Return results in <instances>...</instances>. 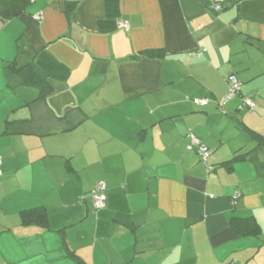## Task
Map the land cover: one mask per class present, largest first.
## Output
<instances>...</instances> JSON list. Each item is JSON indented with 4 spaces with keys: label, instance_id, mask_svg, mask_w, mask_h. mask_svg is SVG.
<instances>
[{
    "label": "crops",
    "instance_id": "1",
    "mask_svg": "<svg viewBox=\"0 0 264 264\" xmlns=\"http://www.w3.org/2000/svg\"><path fill=\"white\" fill-rule=\"evenodd\" d=\"M29 63L48 94L9 74ZM231 74L241 91L224 101ZM253 135L264 139V0H0V264H75L63 237L82 264H264ZM37 207L48 229L23 225ZM233 217L260 236L235 234Z\"/></svg>",
    "mask_w": 264,
    "mask_h": 264
},
{
    "label": "trees",
    "instance_id": "2",
    "mask_svg": "<svg viewBox=\"0 0 264 264\" xmlns=\"http://www.w3.org/2000/svg\"><path fill=\"white\" fill-rule=\"evenodd\" d=\"M211 5L212 6H209V7L207 6V7L213 12H219L222 10V7H223L221 2H214ZM216 7L218 8L216 9ZM204 52L205 51L203 50L200 54L199 53L198 54L201 55ZM141 56L149 58V59H157V58L162 57V53L159 50L145 51L143 53H140L139 55H136L135 58H139ZM10 73L16 76L21 81L22 84L36 86L39 89L41 96L46 95L51 91V86L49 82L47 81L46 77L42 76L38 68L33 63H29L23 67H15L14 65L11 64L9 66V74ZM252 139L256 143L253 153L256 151L259 153L260 152L264 153V139L257 135H253ZM238 158L239 157H233L230 161L227 162V164H231V162H234ZM207 166L210 167L208 164ZM210 168L212 169V167ZM210 170L207 172H210ZM104 194H105V191H104ZM20 215H21L23 225L37 226L42 229H48V226H49L48 218H47V213L44 208L37 207V208H33L27 211H22ZM229 226L235 234L241 237L250 236V237L258 238L261 233L258 223H256V221L253 218L233 217L231 218L229 222ZM61 243L65 249L66 258L74 262L75 264H82V262L71 251L67 249L64 237L61 238ZM234 263L235 261H233V263L231 264H234Z\"/></svg>",
    "mask_w": 264,
    "mask_h": 264
},
{
    "label": "built area",
    "instance_id": "3",
    "mask_svg": "<svg viewBox=\"0 0 264 264\" xmlns=\"http://www.w3.org/2000/svg\"><path fill=\"white\" fill-rule=\"evenodd\" d=\"M218 7H216L217 9ZM37 18V17H36ZM192 57L199 56L198 53H192ZM226 84H227V91L224 96V101L230 100L231 98L237 96L240 94L241 91V84L235 77V75L231 74L227 76L226 78ZM195 105L198 106H206L208 104V101L206 99H194L192 101ZM239 110H247L252 111L255 109V105L253 101L250 98H242L241 103L239 105ZM188 139V145L186 147L187 151H191L193 148L196 149L197 155L200 157L201 162H203L206 166V170L209 171L211 168L207 166L206 162L209 159V149L205 147L198 139L195 138V136L191 133L187 134ZM0 165H1V158H0ZM1 174V171H0ZM106 189V185L104 182H99L95 190L92 193V200H93V206L96 210H100L105 205V194L104 191ZM238 198V194H234L232 196V201L236 200Z\"/></svg>",
    "mask_w": 264,
    "mask_h": 264
},
{
    "label": "clouds",
    "instance_id": "4",
    "mask_svg": "<svg viewBox=\"0 0 264 264\" xmlns=\"http://www.w3.org/2000/svg\"><path fill=\"white\" fill-rule=\"evenodd\" d=\"M206 164H207V162H206ZM205 165V164H204ZM206 167V166H205Z\"/></svg>",
    "mask_w": 264,
    "mask_h": 264
}]
</instances>
